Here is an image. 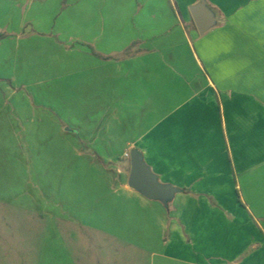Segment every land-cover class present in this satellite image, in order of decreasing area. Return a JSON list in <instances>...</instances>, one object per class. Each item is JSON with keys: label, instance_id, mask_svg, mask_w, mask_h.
<instances>
[{"label": "crops", "instance_id": "crops-1", "mask_svg": "<svg viewBox=\"0 0 264 264\" xmlns=\"http://www.w3.org/2000/svg\"><path fill=\"white\" fill-rule=\"evenodd\" d=\"M200 1L0 0V264H27L17 210L131 245L153 226L179 264H264V0H203V33ZM133 149L167 205L114 183ZM47 230L41 264H76Z\"/></svg>", "mask_w": 264, "mask_h": 264}, {"label": "rangeland", "instance_id": "rangeland-1", "mask_svg": "<svg viewBox=\"0 0 264 264\" xmlns=\"http://www.w3.org/2000/svg\"><path fill=\"white\" fill-rule=\"evenodd\" d=\"M84 146L86 145L82 144V147ZM127 154L128 156H124V158L106 165L110 173H112L114 183L116 184L125 183L126 179L129 177L130 159L129 153ZM81 170L80 175L75 177V179L77 181L82 180L86 183L81 182L82 184H76V187L74 186V191H71V195L74 196L73 199L76 198L78 201L91 199L98 193V191H94L92 187H89L88 180L93 176L92 172L84 169L83 165ZM77 186H83L82 190ZM161 209L168 211L169 208L162 205ZM20 212L21 211L17 210L16 256L18 259L28 258L27 264H41V254L39 255V252L44 243L41 234L45 236L47 226V232L50 237L49 243L50 245L54 244L57 250L59 249L60 257L62 256V258H64L65 263L68 254L73 253L77 260L76 264H179L167 257L152 256V252L156 250V243L158 242L157 237H159L157 229L153 226H144L145 229L138 231V234L134 233V227L133 229L130 227V229H132L131 232H133L130 237L133 239L132 243L134 244L131 245L129 241L131 239L128 240V242H130L129 244H124L123 241H118L109 237L106 238L102 234L95 233L94 230H89L78 224H71L68 222L59 224L56 220H54V227H52L53 224L51 222L49 224L43 223L42 229L40 228L39 230V227L33 224V222L26 223L24 219L27 214L25 212ZM130 214H133V212ZM57 231L61 233V241L51 238L55 233H58ZM26 233H33V238L30 239L27 235L25 236ZM29 243L35 248L28 251V246H26V244ZM62 261L61 264H64Z\"/></svg>", "mask_w": 264, "mask_h": 264}, {"label": "water", "instance_id": "water-1", "mask_svg": "<svg viewBox=\"0 0 264 264\" xmlns=\"http://www.w3.org/2000/svg\"><path fill=\"white\" fill-rule=\"evenodd\" d=\"M190 11L199 33H203L213 25V21L204 6L203 0L192 6ZM129 159V187L138 191L146 198L158 200L162 204L167 205L171 197L177 192V189L171 185L159 183L137 150H131Z\"/></svg>", "mask_w": 264, "mask_h": 264}, {"label": "trees", "instance_id": "trees-1", "mask_svg": "<svg viewBox=\"0 0 264 264\" xmlns=\"http://www.w3.org/2000/svg\"><path fill=\"white\" fill-rule=\"evenodd\" d=\"M2 38H3V35L0 34V40H1ZM92 52H93V54H96L95 51L92 50ZM96 55H98V54H96ZM166 207H167V206H166Z\"/></svg>", "mask_w": 264, "mask_h": 264}, {"label": "built area", "instance_id": "built-area-1", "mask_svg": "<svg viewBox=\"0 0 264 264\" xmlns=\"http://www.w3.org/2000/svg\"><path fill=\"white\" fill-rule=\"evenodd\" d=\"M125 156H128V154H127V153H125Z\"/></svg>", "mask_w": 264, "mask_h": 264}]
</instances>
